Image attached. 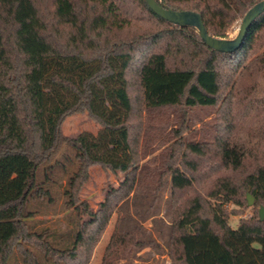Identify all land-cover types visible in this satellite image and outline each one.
I'll return each mask as SVG.
<instances>
[{"label": "trees", "instance_id": "16d2710c", "mask_svg": "<svg viewBox=\"0 0 264 264\" xmlns=\"http://www.w3.org/2000/svg\"><path fill=\"white\" fill-rule=\"evenodd\" d=\"M158 1L198 12L210 34L228 38L260 0ZM132 80L145 115L134 111ZM261 89L264 11L240 47L224 52L146 0H0V264L17 256L24 264H88L137 185L140 149L160 129V111L220 104L212 141L184 142L181 127L167 138L161 174H170L172 186L169 264H264V219L257 214L233 227L227 207L244 202L246 192L264 204ZM81 111L99 131L65 136L64 119ZM93 165L125 174L95 211L79 196ZM63 176V204L76 221L56 241L31 220L41 205L57 204L54 186ZM133 242V232L114 233L101 264H128Z\"/></svg>", "mask_w": 264, "mask_h": 264}, {"label": "rangeland", "instance_id": "374dc122", "mask_svg": "<svg viewBox=\"0 0 264 264\" xmlns=\"http://www.w3.org/2000/svg\"><path fill=\"white\" fill-rule=\"evenodd\" d=\"M241 20L237 21L228 33V38L237 35ZM135 79L134 76H131ZM131 96L134 111L137 114L145 115L142 96L140 90L134 85L132 80ZM261 89L256 94H263ZM262 105V104H261ZM260 106V105H258ZM223 106L201 107L194 106L186 112L178 108H164L160 111L155 122L160 125L156 132H148L150 138L149 147H141V161L139 162V174L137 185L132 194L120 202L116 212L107 223L102 236L95 244L91 259L88 264H101L105 249L114 233L133 232L136 242L130 244L127 253L128 264H169L171 226H172V186L171 176L162 175L163 160L166 155V147L173 141L168 140L173 129L183 128L182 136L184 142L189 140L201 141L213 140L214 123L217 120L219 111ZM238 111V106H236ZM255 109L252 111V113ZM154 121V119H152ZM100 125L86 111L76 112L67 116L61 126L62 133L68 137H75L83 131L97 133ZM163 142L159 144V140ZM162 175V177H161ZM44 176L43 169L38 172V179ZM123 172L113 173L100 165H93L89 169V177L81 188L79 196L88 202L95 211L105 200L107 192L118 187L124 178ZM65 178L62 183L54 186L58 195L57 204L41 205L35 217L31 220L37 229H50L49 238L59 241L63 233L73 227L76 221L74 209L67 210L63 204L62 195L65 187ZM261 182L264 187V168L260 174ZM241 196L244 202H230L227 207L232 213L229 215V222L236 227L241 220L254 217L259 214L261 202L252 205L248 204L247 194ZM251 194V193H250ZM253 195V194H252ZM254 196V195H253ZM255 197V196H254ZM81 219H88L87 214L81 213ZM59 238V239H58ZM58 243V242H57ZM60 244V243H59ZM11 264H24L19 256ZM121 261H124L121 259ZM51 264V263H50Z\"/></svg>", "mask_w": 264, "mask_h": 264}, {"label": "water", "instance_id": "95a60500", "mask_svg": "<svg viewBox=\"0 0 264 264\" xmlns=\"http://www.w3.org/2000/svg\"><path fill=\"white\" fill-rule=\"evenodd\" d=\"M151 9L160 15L165 20H168L174 24L180 26L190 25L194 26L204 42L210 47L224 52H232L240 47L242 44L250 24L254 19L264 11V0H260L255 3L242 18L237 35L234 38L218 37L210 34L202 20L201 15L193 10H176L167 7L158 0H146ZM248 204L254 203L255 197L247 194ZM260 218L264 219V206H261L259 210Z\"/></svg>", "mask_w": 264, "mask_h": 264}]
</instances>
